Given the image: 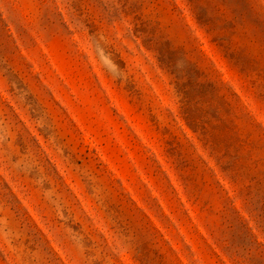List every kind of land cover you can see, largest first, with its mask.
<instances>
[{
    "label": "rangeland",
    "instance_id": "obj_1",
    "mask_svg": "<svg viewBox=\"0 0 264 264\" xmlns=\"http://www.w3.org/2000/svg\"><path fill=\"white\" fill-rule=\"evenodd\" d=\"M0 264H264V0H0Z\"/></svg>",
    "mask_w": 264,
    "mask_h": 264
}]
</instances>
